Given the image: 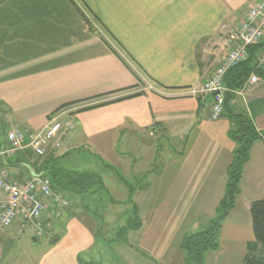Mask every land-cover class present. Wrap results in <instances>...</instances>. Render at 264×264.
Wrapping results in <instances>:
<instances>
[{"label":"crops","instance_id":"obj_1","mask_svg":"<svg viewBox=\"0 0 264 264\" xmlns=\"http://www.w3.org/2000/svg\"><path fill=\"white\" fill-rule=\"evenodd\" d=\"M254 1L0 0V149L8 127L38 129L61 104L69 103L58 110L74 124L60 147L42 157L27 151L0 156L7 179L41 173L50 157L58 166L92 171L86 162L78 166L72 153L89 144L108 156L123 136H162L169 146L164 150L174 153L130 191L126 187L140 226L114 244L130 243V264H184L181 242L215 215L235 147L231 118L212 119L210 96L189 90L222 58L226 33ZM234 95L232 108L264 131V76ZM263 196L264 140L258 139L221 223L218 247L203 264H243L254 241L250 203ZM73 203L45 214L48 233L56 236L37 264H82L80 252L93 248V213L81 214ZM23 232L17 223L0 227L1 258L7 242Z\"/></svg>","mask_w":264,"mask_h":264},{"label":"built area","instance_id":"obj_2","mask_svg":"<svg viewBox=\"0 0 264 264\" xmlns=\"http://www.w3.org/2000/svg\"><path fill=\"white\" fill-rule=\"evenodd\" d=\"M264 42V0H255L248 8L239 26L226 33L223 44L225 53L198 87L191 88L192 95L210 96V117L217 119L224 114L226 92L238 94L260 81L258 71L264 68V44L257 52L250 74L240 88H229L224 83L225 73L248 57L250 45ZM74 128L72 119L65 110H56L47 117L38 129L28 130L13 125L4 132L6 145L0 156L8 158L19 151H27L34 159L42 157L48 149L60 147L62 137ZM65 192L53 188L50 177L35 173L17 180L7 179L6 171L0 168V227L18 224V232L26 227L34 230V236L43 235L46 213L57 215L69 205Z\"/></svg>","mask_w":264,"mask_h":264},{"label":"rangeland","instance_id":"obj_3","mask_svg":"<svg viewBox=\"0 0 264 264\" xmlns=\"http://www.w3.org/2000/svg\"><path fill=\"white\" fill-rule=\"evenodd\" d=\"M117 139L118 137L114 136L113 140ZM120 139L114 144L108 156L101 151H95V147L89 144L72 153V158L79 163L78 166L86 162L91 166L92 171L100 174L104 186L109 191L108 194L113 196L111 200L105 196L100 200H96L93 196H80L81 199L79 198L78 202L69 196V202L75 203L71 205L72 208H79L82 211L81 214L93 213L95 221L97 235H95L93 248L81 251L79 254V258L84 263L130 264L131 261H128L126 254L130 251L128 249L130 243L127 246L123 242L114 244L113 240L118 228L132 215L131 206L126 201L129 197L126 187L138 184V180L143 178L144 173L148 174L159 168L166 157L174 153L164 150L169 146L166 140H162V136H155V134L152 136L148 132L138 136L127 135ZM170 147L172 149V145ZM129 162L133 164V167L129 166ZM69 206L70 203L67 207ZM43 229V235L40 237L34 238V230L31 227H27L21 235L13 236L5 245L0 264H37L39 258L52 249L51 241L56 236L48 233L49 226L45 223ZM253 253L264 255V245L254 248Z\"/></svg>","mask_w":264,"mask_h":264},{"label":"trees","instance_id":"obj_4","mask_svg":"<svg viewBox=\"0 0 264 264\" xmlns=\"http://www.w3.org/2000/svg\"><path fill=\"white\" fill-rule=\"evenodd\" d=\"M263 44L264 42L250 45L248 47L247 59L233 66L225 73L224 83L227 87L237 89L243 85L253 69L256 54ZM258 74L264 76V68L259 70ZM234 97L235 95L230 92H226L224 95V114H227L234 123V127L228 131V136L235 143V147L232 150V159L227 167L225 191L216 206L215 215L210 218L207 226L204 229L184 236L181 242V248L184 251V264H203L206 253L217 249L219 229L223 219L232 208L235 197L239 192V181L243 166L249 158L250 146L258 139L264 140V131H257L252 119L246 112L236 111L232 108L231 101ZM68 104H61L53 112ZM51 161L52 158L50 157L48 160L41 162L44 164L40 168V172L50 177L55 190L65 192L68 197L74 195L84 197L93 196L96 200H100L108 194L107 188L104 186L99 173L76 167L65 168L56 165L54 162L50 163ZM97 188L98 190H96ZM127 189L130 191V186ZM126 201L131 202L130 195ZM131 212L132 215L118 228L113 236V240L125 242L127 239V231L140 226V219L134 204H132ZM250 214L254 241L248 245L249 252L246 254L243 264H264V255H256L253 253L254 248L264 245V196L251 201ZM82 264L89 263L82 262Z\"/></svg>","mask_w":264,"mask_h":264},{"label":"water","instance_id":"obj_5","mask_svg":"<svg viewBox=\"0 0 264 264\" xmlns=\"http://www.w3.org/2000/svg\"><path fill=\"white\" fill-rule=\"evenodd\" d=\"M32 172V174H34V171H31Z\"/></svg>","mask_w":264,"mask_h":264}]
</instances>
